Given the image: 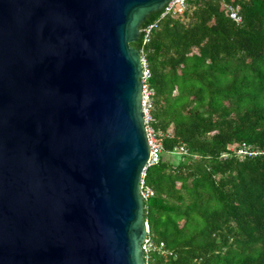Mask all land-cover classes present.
Returning <instances> with one entry per match:
<instances>
[{"label": "water", "instance_id": "95a60500", "mask_svg": "<svg viewBox=\"0 0 264 264\" xmlns=\"http://www.w3.org/2000/svg\"><path fill=\"white\" fill-rule=\"evenodd\" d=\"M169 0H0V264H147L140 25Z\"/></svg>", "mask_w": 264, "mask_h": 264}, {"label": "trees", "instance_id": "16d2710c", "mask_svg": "<svg viewBox=\"0 0 264 264\" xmlns=\"http://www.w3.org/2000/svg\"><path fill=\"white\" fill-rule=\"evenodd\" d=\"M223 2L239 5L240 23ZM161 12L140 25L159 20L149 42L131 43L144 49L151 124L163 134L144 205L150 235L171 253L152 251L147 264H264V152L232 149L264 151V0H189L179 17Z\"/></svg>", "mask_w": 264, "mask_h": 264}, {"label": "built area", "instance_id": "2783aa9c", "mask_svg": "<svg viewBox=\"0 0 264 264\" xmlns=\"http://www.w3.org/2000/svg\"><path fill=\"white\" fill-rule=\"evenodd\" d=\"M188 1L189 0H169L162 8L160 18L167 15H171L172 17L181 16L187 8ZM223 8L226 14L236 23H240L242 21L239 5L232 4L229 2H223ZM158 22L159 20L149 23L140 29L142 45H145L149 42L152 30L158 26ZM139 52L141 55V62H142V76L140 78L142 81V105H143L144 121H145V126L149 140V148H150L149 159L146 166L147 168L149 165L157 163L160 159V155L163 150V134L157 132L151 124L153 121L151 110L153 108L154 89L149 84L150 69L143 47L141 50H139ZM167 134H171V131L169 130ZM232 149L236 152V154L240 158L246 155H254L264 152L263 150L251 148L249 145L246 144H242L238 147H232ZM180 152L186 153L187 150L182 148ZM144 176H145V171L143 172L142 180H141V195L143 199L146 200L150 195L153 194V190L152 188L145 186ZM142 249L144 251L146 263L152 251L157 250L164 255H168L171 253L165 247V244L163 242L156 243L154 241V239L150 235L149 227L147 230V235L142 243Z\"/></svg>", "mask_w": 264, "mask_h": 264}, {"label": "rangeland", "instance_id": "374dc122", "mask_svg": "<svg viewBox=\"0 0 264 264\" xmlns=\"http://www.w3.org/2000/svg\"><path fill=\"white\" fill-rule=\"evenodd\" d=\"M176 155H178V154L176 153ZM173 158H177V156H174Z\"/></svg>", "mask_w": 264, "mask_h": 264}]
</instances>
